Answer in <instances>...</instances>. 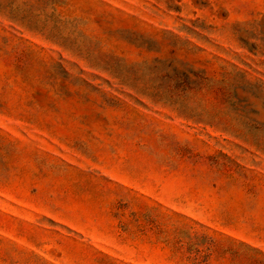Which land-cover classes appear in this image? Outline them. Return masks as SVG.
<instances>
[{
    "label": "rangeland",
    "instance_id": "374dc122",
    "mask_svg": "<svg viewBox=\"0 0 264 264\" xmlns=\"http://www.w3.org/2000/svg\"><path fill=\"white\" fill-rule=\"evenodd\" d=\"M0 264H264V0H0Z\"/></svg>",
    "mask_w": 264,
    "mask_h": 264
}]
</instances>
